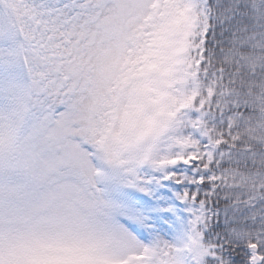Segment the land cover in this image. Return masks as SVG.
Instances as JSON below:
<instances>
[{
    "label": "snow or ice",
    "instance_id": "snow-or-ice-1",
    "mask_svg": "<svg viewBox=\"0 0 264 264\" xmlns=\"http://www.w3.org/2000/svg\"><path fill=\"white\" fill-rule=\"evenodd\" d=\"M0 264H264V0H0Z\"/></svg>",
    "mask_w": 264,
    "mask_h": 264
}]
</instances>
